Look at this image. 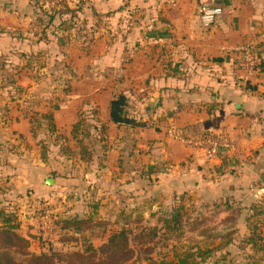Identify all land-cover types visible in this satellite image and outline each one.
<instances>
[{"label": "rangeland", "instance_id": "obj_1", "mask_svg": "<svg viewBox=\"0 0 264 264\" xmlns=\"http://www.w3.org/2000/svg\"><path fill=\"white\" fill-rule=\"evenodd\" d=\"M110 1L0 0V36L15 38L18 47L0 52V208L16 215L15 232L29 240L30 253L91 255L124 228L130 253L121 264L199 250L210 253L197 256L198 264H264V184L253 183L258 190L247 200L240 193L214 198L205 182L164 195L157 192V178L147 175L141 147L105 127L107 95L126 81L111 66L90 60L119 39L115 32L152 26L158 16L156 10L141 15L136 11L143 8L128 0ZM77 120L89 131L90 160L80 159L70 135ZM36 182L47 194L34 195ZM176 208L181 223L167 233L161 221ZM46 211L53 222L85 218L88 227L75 233L55 223L47 230L40 223ZM151 228L157 230L152 242L133 239ZM253 231L252 238H259L254 246L248 242ZM11 252L22 257L15 247Z\"/></svg>", "mask_w": 264, "mask_h": 264}, {"label": "crops", "instance_id": "obj_2", "mask_svg": "<svg viewBox=\"0 0 264 264\" xmlns=\"http://www.w3.org/2000/svg\"><path fill=\"white\" fill-rule=\"evenodd\" d=\"M128 1L143 8L136 11L141 15L152 16L156 10L158 16L152 26L133 25L115 32L119 39L90 60L111 66L126 81L118 93L107 95L101 111L107 129L115 128L120 139L141 147L138 155L147 175L157 178L159 193H183L205 182L206 193H214V198L237 193L243 199L255 196L258 189L252 184H264V0H221L222 13L207 28L197 14L203 0ZM246 42L254 44L262 64L252 74L232 51ZM16 45L15 38L5 41L0 36V52ZM119 93L126 96L131 117L150 119L155 126L110 122L109 103ZM170 131L185 136L225 135L233 147L207 160ZM44 188L36 182L32 191L47 194Z\"/></svg>", "mask_w": 264, "mask_h": 264}, {"label": "trees", "instance_id": "obj_3", "mask_svg": "<svg viewBox=\"0 0 264 264\" xmlns=\"http://www.w3.org/2000/svg\"><path fill=\"white\" fill-rule=\"evenodd\" d=\"M56 16V13L50 14V20L52 21ZM256 53V48H255ZM256 70L261 67L262 64L257 55ZM127 98L123 93L117 94L110 100L108 107L109 121L114 124H124L131 127H145L148 121H141L135 119L129 115ZM49 121L52 122V116H49ZM53 124V123H52ZM51 124V125H52ZM106 127V126H105ZM102 130H106L103 128ZM209 133V132H208ZM212 134V133H210ZM71 138L75 141L78 148V156L83 160H90L91 154L85 143V139L89 136V131L83 125L82 121L77 120L73 123L71 128ZM182 220V214L180 209H175L171 215V219L164 218L162 220V229L167 233L176 229L180 225ZM51 226L55 223L60 225L61 229L73 230L78 233L87 226V219H62L59 222L50 221ZM19 228V223L16 219V215L6 211L4 208H0V264H121L129 257L130 250L128 248L129 243V231L127 229H121L111 234L105 242H103L98 249H92L91 255H82L78 252H57L50 251L48 253H30L26 251L29 246V240L21 235H18L15 231ZM51 228V227H50ZM157 230L155 228L140 231L134 235L133 239L140 242H152L156 237ZM256 232H252L249 236L248 242L252 246L257 244L259 238H252ZM14 240V241H12ZM15 247L17 253L22 257L20 259H14L12 256L11 248ZM15 251V250H13ZM210 250H199L194 253L184 252L177 254L173 252L170 259L161 258L160 260H152L147 258L148 264H198L195 259L197 256H207ZM88 256V257H87Z\"/></svg>", "mask_w": 264, "mask_h": 264}, {"label": "built area", "instance_id": "obj_4", "mask_svg": "<svg viewBox=\"0 0 264 264\" xmlns=\"http://www.w3.org/2000/svg\"><path fill=\"white\" fill-rule=\"evenodd\" d=\"M222 13V8L216 4V0H204L197 7L200 24L207 28L211 26ZM232 51L240 56L242 66L248 74H252L257 65L255 46L252 42H246L235 46ZM170 135L183 145L202 153L205 159L214 160L227 149H232V140L225 135L204 133L196 136H185L170 131ZM51 212L46 211L41 217L40 223L47 230L51 228Z\"/></svg>", "mask_w": 264, "mask_h": 264}, {"label": "water", "instance_id": "obj_5", "mask_svg": "<svg viewBox=\"0 0 264 264\" xmlns=\"http://www.w3.org/2000/svg\"><path fill=\"white\" fill-rule=\"evenodd\" d=\"M154 105V104H153ZM47 183H49V180L48 181H46Z\"/></svg>", "mask_w": 264, "mask_h": 264}]
</instances>
